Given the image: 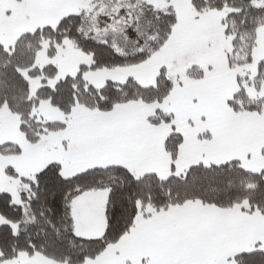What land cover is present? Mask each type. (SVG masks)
<instances>
[{
	"label": "snow or ice",
	"instance_id": "obj_1",
	"mask_svg": "<svg viewBox=\"0 0 264 264\" xmlns=\"http://www.w3.org/2000/svg\"><path fill=\"white\" fill-rule=\"evenodd\" d=\"M0 264H264V0H0Z\"/></svg>",
	"mask_w": 264,
	"mask_h": 264
}]
</instances>
